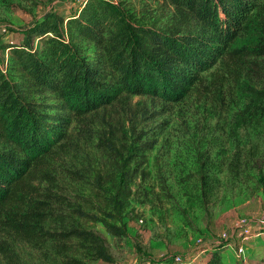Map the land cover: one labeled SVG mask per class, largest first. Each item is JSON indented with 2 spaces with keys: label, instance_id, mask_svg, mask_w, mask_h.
Here are the masks:
<instances>
[{
  "label": "rangeland",
  "instance_id": "1",
  "mask_svg": "<svg viewBox=\"0 0 264 264\" xmlns=\"http://www.w3.org/2000/svg\"><path fill=\"white\" fill-rule=\"evenodd\" d=\"M113 1L138 22L171 24L166 0ZM54 11L66 18L78 6L74 0H0V67L10 79L22 78L9 71L5 46L20 44L23 30ZM34 47L40 50L37 38ZM249 79L250 86L264 84V60L248 73L234 64L206 72L204 82L178 102L133 95L73 121L47 172L32 182L33 198L49 208L42 229L0 230V264H142L199 253L198 263L206 254L200 250L214 244L228 247L221 251L224 264H243L234 254L240 238L231 225L237 218L255 223L264 214V104L257 114L247 105ZM24 91L51 107L59 103L47 91ZM127 167L131 194L117 211L109 201L112 182ZM73 227L89 235L59 234ZM222 231L228 241L218 240ZM95 237L109 260L97 255ZM252 239L245 243L244 264H264V235Z\"/></svg>",
  "mask_w": 264,
  "mask_h": 264
},
{
  "label": "trees",
  "instance_id": "2",
  "mask_svg": "<svg viewBox=\"0 0 264 264\" xmlns=\"http://www.w3.org/2000/svg\"><path fill=\"white\" fill-rule=\"evenodd\" d=\"M166 1L172 7L168 27L138 22L113 0H88L66 18L51 12L23 30L20 44L5 46L9 71L22 81L10 79L0 67L1 231L42 229L49 208L33 198L32 182L47 172L73 121L133 95L178 102L204 82L206 72L234 64L248 73L264 60V0ZM76 39L92 53H85ZM28 88L49 92L59 102L57 110L50 112L54 107L28 98ZM247 90V105L257 114V106L264 104V84H248ZM130 176L129 168H123L112 182L109 201L117 211L131 194ZM107 228L125 233L112 224ZM59 234L89 235L75 227ZM95 238L97 255L109 260ZM223 246L205 247L201 261L186 264H224Z\"/></svg>",
  "mask_w": 264,
  "mask_h": 264
},
{
  "label": "built area",
  "instance_id": "3",
  "mask_svg": "<svg viewBox=\"0 0 264 264\" xmlns=\"http://www.w3.org/2000/svg\"><path fill=\"white\" fill-rule=\"evenodd\" d=\"M88 0H74L78 8H82ZM254 223V220L247 219V218H237L233 221L231 225V230L237 234L240 238L239 243L235 247V257L237 260H241L242 263H245L246 259V246L245 243L252 238H259L264 235V214H262L258 220L255 221L256 230L251 229V224ZM219 241H228L230 236L227 231H222L218 234ZM231 245V244H227ZM200 252H204L203 249ZM197 253L195 256L189 258L193 262L194 259L197 257ZM189 259L184 258L181 255L175 254L169 257H164L157 260L147 259L142 264H186Z\"/></svg>",
  "mask_w": 264,
  "mask_h": 264
},
{
  "label": "crops",
  "instance_id": "4",
  "mask_svg": "<svg viewBox=\"0 0 264 264\" xmlns=\"http://www.w3.org/2000/svg\"><path fill=\"white\" fill-rule=\"evenodd\" d=\"M253 240H254V239H251V241H253ZM223 248H225V249H226V248H228V247H227V246H223ZM223 248H222V249H223ZM222 249H221V251L223 252V250H222ZM198 254H199V253H197V255H198Z\"/></svg>",
  "mask_w": 264,
  "mask_h": 264
}]
</instances>
